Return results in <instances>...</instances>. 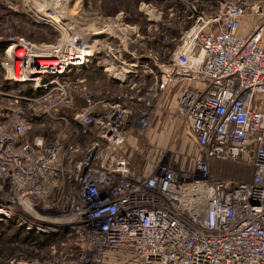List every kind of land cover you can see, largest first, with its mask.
Returning <instances> with one entry per match:
<instances>
[{
    "label": "built area",
    "instance_id": "2783aa9c",
    "mask_svg": "<svg viewBox=\"0 0 264 264\" xmlns=\"http://www.w3.org/2000/svg\"><path fill=\"white\" fill-rule=\"evenodd\" d=\"M218 3L214 14L198 16L171 61L161 63L159 98L137 114L121 100L103 112L65 114L86 80L73 81L72 74L96 57L95 43L79 33L68 35L50 59L25 38L8 47L10 77L31 87L17 98L22 106L0 108V178L25 207L5 206L9 221L53 236L75 234L80 251L67 264H107L119 253L131 264H264V0ZM248 17L255 19L250 31L244 29ZM81 53L85 60H78ZM107 55L112 63L106 72L122 88L118 97L133 100L123 72L151 68L157 58L125 63L123 54ZM0 95L8 96L3 89ZM155 109L192 129L198 152L189 172L167 162L139 169L121 152L130 117L147 130ZM40 118L62 130L29 138ZM212 159L247 161L252 177L236 182L214 176ZM70 214L75 221L69 222ZM57 216L70 225L50 230Z\"/></svg>",
    "mask_w": 264,
    "mask_h": 264
},
{
    "label": "rangeland",
    "instance_id": "374dc122",
    "mask_svg": "<svg viewBox=\"0 0 264 264\" xmlns=\"http://www.w3.org/2000/svg\"><path fill=\"white\" fill-rule=\"evenodd\" d=\"M214 2L215 0L209 2L203 0H30L29 3L28 0H0V89H3L8 95H0V108L12 109L22 106V102H17V98L24 94L26 88H29L13 81L10 77L12 59L9 58L7 50L9 46L15 45L14 43L18 42L20 38H25L35 46L40 54L46 55L44 58L50 59L52 57L49 55L68 40V35L79 33L85 40H92L95 31L101 29L119 31L117 42L109 46H107L108 44L95 43L93 52L96 57H93L92 62L88 63L89 66L81 74L71 78L76 81L77 77L86 76V79L89 80V75L99 71V66H109L112 63L107 54H123L122 59L127 63L137 61L145 56H153L157 59L151 60L150 65L156 67L154 61L158 62L163 51L167 49L157 50L151 46L154 45L152 42L164 37L167 43L175 46L176 37H179L176 51L183 44L186 34L190 30L186 29L188 18H194L195 11L206 16L214 14L216 12L213 8ZM54 5L58 9L62 8L64 18L60 22L43 16L45 8ZM171 36L176 37L171 38ZM98 45H105V47L99 48ZM97 50H100L101 53L98 54ZM101 54L103 56L98 57ZM17 57L16 55L15 58ZM159 62V65L164 64V62ZM94 74L95 78L89 81L87 86L81 84L82 86L78 87L80 89L73 92L75 104L64 109L65 114L71 119L78 114L83 115L89 110L87 106L90 103L86 99L85 88H90L93 91L98 90L104 95H112V98L107 97L111 104L116 101L119 94L123 95L119 90L121 86L118 88L115 82L108 81L106 75L100 72ZM127 87L128 85L125 88ZM129 93L136 95L134 92ZM99 99L95 98L93 110L103 112L105 110L100 107ZM144 99L140 108H144L150 103L147 96H144ZM123 103L128 104L127 102ZM131 109L134 113L138 112L137 108L131 107ZM150 119L148 129L144 130L135 127V117H130L124 127L125 141L121 152L127 155L139 169H147L155 163L167 162L178 170L186 172L192 170L198 147L194 142V133L190 126L176 115H169V113H163L158 109L153 111ZM61 130L60 123H55L48 118H40L35 121V128L28 137L32 138L37 134L52 137ZM210 168L214 176L229 178L236 182L250 180L253 170L252 166L244 160L212 159ZM4 184L3 178H0V206L10 205L17 210L25 209L19 192L14 189L10 191L12 185L9 182L6 183L7 188H3ZM28 213L35 215L30 209ZM46 218L52 220L51 217ZM56 218L60 220L61 217L57 216ZM69 218V222L75 221L72 214ZM62 221L64 220H60L50 230H57L62 225H64L63 227L70 225L68 223L61 224ZM12 222L16 223V221ZM65 239L67 236L63 240ZM66 247L71 250L75 249L72 241L68 242ZM56 249L59 250L58 255L61 258L67 256L62 246L56 244L51 248L43 246L38 249L39 253H30L29 257L30 259L41 258L44 260L55 253ZM0 251L4 253L0 254V264H67L70 261V258L52 261L21 260L19 255L23 251L19 249L11 253L8 252L4 239L0 240Z\"/></svg>",
    "mask_w": 264,
    "mask_h": 264
},
{
    "label": "trees",
    "instance_id": "16d2710c",
    "mask_svg": "<svg viewBox=\"0 0 264 264\" xmlns=\"http://www.w3.org/2000/svg\"><path fill=\"white\" fill-rule=\"evenodd\" d=\"M205 2L213 1V0H203ZM219 3L218 0H215L213 3V8L215 11L218 10ZM196 15L194 18H188V25L186 29H189L195 22L196 17L200 14L199 12L195 11ZM189 17V15H188ZM144 21V20H143ZM57 31V30H56ZM176 36H171V38H174ZM177 39L179 40V37H176V40L174 42L175 46H171V44L167 43L163 38L159 40H154L152 43L154 45H151L152 47L156 48L157 50L160 48H166V51H163L162 57L159 59L160 62L169 63L171 61V57L177 47ZM151 44V43H150ZM100 71H95L94 73H97ZM88 73L89 80H93L95 78V74ZM87 74V76H88ZM86 79V76H85ZM82 86V85H81ZM26 88V92L31 93V87L28 85ZM87 99V98H86ZM73 119V118H72ZM59 190V187L56 188L55 193L53 194V198L56 197L57 192ZM0 240L4 239L5 241V247L7 248L8 252H14L16 250L21 249L23 252L20 256V259L25 260H39V261H52L55 259H67L70 258V260L76 259L78 257L79 251H80V244L78 237L75 234H70L68 231L61 232L57 236H53L50 234L45 233H39L36 231H30L27 230L24 226L13 223L12 221H1L0 220ZM67 236V239L63 240L64 237ZM72 241L75 249L71 250V248H67L66 245L68 242ZM61 245L62 249L65 251L64 253L67 254L65 258H61L58 255L59 250L56 249V252L53 253L48 258L42 260L41 258L37 259H30L29 254L30 253H39L38 249L43 248V246H48L51 248L53 245ZM0 254H4L0 251ZM40 256V255H39Z\"/></svg>",
    "mask_w": 264,
    "mask_h": 264
},
{
    "label": "crops",
    "instance_id": "0c3cea01",
    "mask_svg": "<svg viewBox=\"0 0 264 264\" xmlns=\"http://www.w3.org/2000/svg\"><path fill=\"white\" fill-rule=\"evenodd\" d=\"M253 19V20H252ZM255 22L254 17H248L246 19H244V29L246 31H250L251 27L253 25V23ZM154 66H151V68H142V67H137L135 69L132 70L131 73H127L128 69H126L123 72L124 77L126 78L127 82H128V87L126 88L125 91L129 92H134L136 95V97L133 100H129L128 98H117L116 101L121 100L122 102H127L128 106H130V108H137L138 112L134 113L137 114L139 113L143 108L141 107V102L144 99V96H147L149 101H156V99L159 98V96H157V92H155L156 88H157V79L161 76V66L158 64V62L154 61ZM105 66H99L98 69L100 71V73H103L104 75H106V78L108 79V81L110 80L111 82H115L117 87H120L119 81L118 79H113L112 77H110L108 75V73L106 72ZM77 74H81V73H73L71 77L76 76ZM87 78V77H86ZM89 81L86 79L85 82L83 83V85L87 86L89 84ZM89 89V90H88ZM86 93L88 94H92L93 96H95V98H100L99 99V104L100 107L104 108V110H107L110 108L111 103L108 101L107 97H111L112 95H104L103 93L98 92V90L93 91L90 88H85ZM119 90L122 91V88H119ZM102 92V91H101ZM142 92V94L140 95V93ZM162 92V91H161ZM161 92H158L161 93ZM95 98L90 101L89 105L87 106V108L91 111H96L93 110V107L95 106ZM113 100V99H112ZM94 101V102H93ZM145 107V106H144ZM132 110V109H131ZM107 264H131L128 263L126 261L125 255L122 253H119L118 255H113L110 257V259L107 261Z\"/></svg>",
    "mask_w": 264,
    "mask_h": 264
},
{
    "label": "bare ground",
    "instance_id": "6f19581e",
    "mask_svg": "<svg viewBox=\"0 0 264 264\" xmlns=\"http://www.w3.org/2000/svg\"><path fill=\"white\" fill-rule=\"evenodd\" d=\"M28 2L30 3V0H28ZM57 6H50V7H46L45 10H44V15L45 17L47 18H52L54 19L56 22H60V20L63 17V12H62V8L58 9L56 8ZM60 7H62L60 5ZM119 32V31H118ZM118 32H115V31H112V30H109V29H101V30H98V31H95L94 34H93V39L88 42L90 43H98V44H105V43H115L119 40V33ZM84 40V39H83ZM16 45H13L11 47V50H13L15 48ZM79 47H84L86 48L87 47V42L86 41H81L79 44H78ZM18 56L20 58H23L24 57V52H20L18 54ZM87 57L84 55V54H80V57H78V60L80 59H83L85 60ZM80 63H84L83 62H80ZM127 63V62H125ZM54 63H52L50 60H45L43 65H52ZM136 64H132V66H135ZM17 70L20 71V64H19V61H17ZM5 212H6V207L1 205L0 206V220L1 221H7L8 219L6 218L5 216ZM21 225V224H20Z\"/></svg>",
    "mask_w": 264,
    "mask_h": 264
}]
</instances>
